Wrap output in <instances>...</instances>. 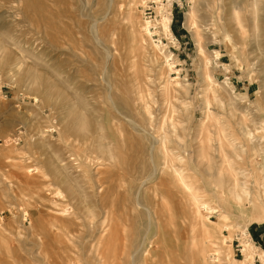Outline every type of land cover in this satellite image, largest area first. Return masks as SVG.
<instances>
[{
  "label": "rangeland",
  "instance_id": "rangeland-1",
  "mask_svg": "<svg viewBox=\"0 0 264 264\" xmlns=\"http://www.w3.org/2000/svg\"><path fill=\"white\" fill-rule=\"evenodd\" d=\"M242 3L0 0V264H129L132 240L146 235L151 255L141 264H191L186 240L190 229L181 219L185 215L179 210L185 209L173 202L179 192L169 176L159 172L154 183L142 188L140 199L150 212L136 210L133 204L131 193L140 182L136 178L151 171L146 142L133 126L145 123L153 133L173 121L185 137L182 127L189 123V136L180 149L184 152L191 142L189 158L194 161L198 148L193 138L208 98L215 115L205 124L212 125L214 116L222 115L234 132L244 125L251 133L250 146L256 148L242 155L246 159L236 160L263 179L264 0L256 38ZM233 10L244 21L241 32ZM162 16L171 17V38L162 34ZM146 18L156 25L151 36L144 29ZM194 20L198 28L192 26ZM213 21L226 24L234 35L232 45ZM168 54L172 70L165 63ZM208 69L212 80L202 74ZM211 86L218 87L221 106L213 100ZM141 96L145 100L139 104ZM147 109L150 119L144 114ZM188 116L191 121H184ZM209 163L205 159L201 169ZM249 178L259 192L260 182ZM91 211L95 217L89 222ZM207 215L217 220V212ZM236 237L242 248L252 242L248 230L217 229L218 262H211L213 246L200 264H238L235 259H243L244 252H235L231 241ZM254 245L260 254L252 263L264 264V251Z\"/></svg>",
  "mask_w": 264,
  "mask_h": 264
},
{
  "label": "bare ground",
  "instance_id": "bare-ground-1",
  "mask_svg": "<svg viewBox=\"0 0 264 264\" xmlns=\"http://www.w3.org/2000/svg\"><path fill=\"white\" fill-rule=\"evenodd\" d=\"M112 1L113 0H111V3H112ZM242 4L244 5L243 10H245V13L250 14V18L252 20L251 24H253V32L252 33H254L253 36L256 38L260 32L259 18H260V10L262 9L261 0H252V2L250 0H244V3H242ZM190 13H191V18L194 19V16H193L191 11H190ZM232 18L234 21H236V26H237L236 28L240 27V31H238V32H241V30L245 28V24H243L244 21L242 20L239 12H236L235 10H233ZM217 19L219 22L222 21L221 14L218 15ZM170 20H171L170 16H162L161 23H162V28H163L162 34H164V36H166V37L168 36L171 38L173 34H172L171 29H170ZM217 22L213 21L215 26H217L218 28L220 27V29H222V31H224L223 39L228 41L232 45L233 40H234V35H232L231 31L228 30L229 28L226 26L225 23L221 24L218 22L219 25L221 24V26H222V28H221V26H219ZM143 24H144V29H146L145 31H147L148 34L151 36V34H153V32H155V30L152 31L151 29L153 26H154L153 28H155L156 25L154 23H152V25H151V22H149V19H147V18H146V22L143 21ZM192 26L198 28L199 25H198L197 21L194 20L192 22ZM236 31L237 30H235V32ZM94 32L97 36H100V31H99L97 26L94 27ZM216 36L218 37V35H216ZM153 44L155 45L156 48H159L158 43L153 42ZM233 48H235V46H233ZM200 49H201V52L204 53L205 50L202 46H200ZM235 52H236V49H235ZM219 54L220 53L217 51V52H215L214 57H213L215 59V65L216 66L219 64L218 61L216 60V58L219 56ZM107 56H110V54ZM170 56H171L170 54L166 55L165 63L172 70L173 61H170V58H171ZM236 59H237V57H236ZM211 69H208L207 71L202 73L204 75V77L207 78V80H212ZM224 82H225V84L230 85V83L226 79ZM167 85H168V82H167ZM167 85H166L165 90L168 91L169 89H168ZM209 90L211 91V94L213 96V100L217 101L216 104L221 106L223 104V102H222V98H220L221 99L220 102L218 100L219 99L218 95H220V91H219L218 87L217 86H215V87L211 86ZM108 97H109L111 103L113 104V106L116 107V104L113 102V99H112L113 96L111 97L109 95ZM144 100L145 99L142 96H141V98L140 97L137 98V101L139 102V104H140V101H144ZM133 101H134V99H133ZM228 103L230 104V106L232 108H235V104H234L233 100H231V98L229 99ZM133 104H135V103L133 102ZM209 104H210V100L208 98H205L203 100V108L204 109L202 112L203 116L205 115V117L203 118V123L198 125V129H197V133H196L197 137L195 136L193 138V141H196V143H197L195 147L198 148V155L196 157V160H194V161L190 160V158H189V148H190V146H192L191 142L186 143L184 152H181V150H183V149H180L182 147V144H183L182 142L185 140V137L189 136V134H188L189 123L185 127L184 126L182 127L184 132H185L184 134H186L185 137L182 134H179V132H178L179 127L173 121L169 124L168 127L163 126V128H162V126H161L159 128V126H158V129H156L157 131L156 132L154 131L153 133L150 132L148 127L145 126V123H143L144 124L143 126L137 125L138 129H136L133 126L134 132H137L139 135H141L146 142L148 157H149L148 160H149L150 167H151V171L148 175H146L147 173L144 172L140 176V178H136V179H140V182L135 187L134 193H131V195L133 194V196H132L133 204H134L136 210L143 207V208H145L144 209L145 211L147 210V213L150 212L147 204L146 205L143 204L142 203V202H144L143 199H142V201L140 199L142 194H143L141 192L142 188L145 187L144 185L146 183H154L155 180L160 175V173H161V175L165 174V175L169 176L170 179L168 181H170L175 186V188H177L176 189V190H178L177 193L179 192V196L175 195L173 202H174V204L178 205L177 208L185 209V210H179V211H182L184 213L185 216H183L181 218L182 222L185 223V226L186 225L189 226V229H190V233H188L186 231L188 234H190V236L187 237L186 240L189 241V245L191 247V250H190L191 257H192L191 264H200V262L203 261L204 256L207 253V250L209 248H212L213 246H215V249H213L214 251L209 253V255L211 256V262H215V263L218 262V257L220 256V253L218 251L219 249H217V248L219 245H217L215 243V233H216L217 229H219V228L220 229H222V228L231 229L233 227H238L243 231V233H245V231L248 230V225L250 223H252V222H256V223L264 222V177L262 176L264 173L261 175L263 177V179L260 181V180H258L257 175H255L254 173L248 172L246 167H244L243 164L238 163V161L236 160L238 157L242 158L243 157L242 155L244 153L246 154V151L251 153V151L254 149L255 146L254 147L250 146L251 133L247 130V128L244 125L238 126L239 132H234V130L232 131L230 129L229 124L224 120L225 118L222 115L214 116V117H217L218 122L216 121L217 119L215 120V118H214V121H213L214 123L212 125H210L209 123H208L209 125L205 124L204 120H207L208 122H210L213 115H215L212 112V110L210 109ZM148 110L149 109H147V111L145 110V112H144V114L146 115V119L147 118L150 119V117H151V116L150 117L148 116L151 114V111L149 110L150 112H148ZM228 112L230 113V111H228ZM263 114H264V112H263ZM184 121L190 122L191 116L190 117L188 116L187 120H184ZM146 124H148V123H146ZM215 125L217 126V129L212 130L211 126L215 127ZM190 127H191V125H190ZM93 132L94 131H92V133ZM224 142H226L230 146V149H227L225 147ZM138 144H140V143H138ZM6 149H8V148H6ZM209 149H211L210 152H209ZM7 151L9 152V150H7ZM108 152H109V150H108ZM246 155H245V157H248ZM245 157H243V158H245ZM205 159L210 160V163H209V166L203 170V169H201L200 164ZM251 170H253V169H251ZM135 173H136V171H135ZM249 176H255V179L252 180V182H254V184H257L260 182L259 183V188H260L259 192L254 191L253 188L249 185V183L251 182L250 181L251 179L249 178ZM262 177H260V178H262ZM256 179L259 182H257ZM157 182H158V180H157ZM133 187L134 186L132 185V189H133ZM151 189H152V187H151ZM151 189H150V191H151ZM126 191H128V190H126ZM145 191L146 190H144V192ZM156 192L158 193V191H156ZM156 192H154V194ZM152 193H153V191H152ZM152 193H151V195H152ZM149 205H151V204H149ZM47 208L51 209L49 206ZM142 209H141V211H142ZM213 211L217 212V215H216L217 220L214 222L212 220H210L209 216L207 215V213H210ZM155 213L156 212H154V214ZM177 213H178V211H177ZM87 215H88L87 218L91 219V220L90 219H87V220H89V222H92V218L95 217V212L91 211ZM148 218H150V217H148ZM151 221H149V222H151ZM98 225H99V223H98ZM147 225H148V223H147ZM183 226H184V224H183ZM64 227H67V226H64ZM149 229H150V227L148 228V231L150 232ZM106 231L107 230L104 229V233H102V234L104 235L106 233ZM137 232H139V231H137ZM48 233L49 232L47 231V234ZM56 233H58V232L56 231ZM140 233H142V232H140ZM58 236H59V234H58ZM67 236H69V235L67 234ZM146 236H148V235H146ZM146 236L143 237L142 239H139V240L137 238L138 241L132 240L131 248L127 247V248H129L127 251L129 259H130L129 264H141L142 259L146 258V256L148 254H150L149 252H151V251L149 250V246H148L149 243L147 242L148 237H146ZM65 237H66V235H65ZM225 237L226 236H221L222 243L227 241L225 239ZM127 238H128V236H127ZM126 239H125V242L127 241ZM68 240H69V238H68ZM187 241L186 242L184 241V243L188 244ZM249 242L247 243V246L245 248L244 247L242 248V254L244 252V258L241 260L235 259V261L238 264L252 263L253 259H254V255L256 253L260 254L258 252V247L255 246L254 244H252V242H251V244H249ZM126 244L129 245V243H127V242H126ZM122 251H123V248H122ZM186 251H187V249H186ZM145 252H147V253H145ZM175 253H177V252H175ZM50 254H49V256H50ZM184 254H185V252H184ZM263 255H264V253H263ZM263 255H262V257H263ZM180 256H181V254H180ZM45 257H46V255H45ZM60 257H61V255H60ZM57 258H58V256H57ZM170 259H169V261H171ZM50 263L55 264L53 262H46V263L43 262V264H50ZM94 264H96V263H94ZM120 264H122V263L120 262Z\"/></svg>",
  "mask_w": 264,
  "mask_h": 264
},
{
  "label": "crops",
  "instance_id": "crops-1",
  "mask_svg": "<svg viewBox=\"0 0 264 264\" xmlns=\"http://www.w3.org/2000/svg\"><path fill=\"white\" fill-rule=\"evenodd\" d=\"M249 236L254 244H257L264 251V224H257L256 226H248ZM256 261H254L255 264Z\"/></svg>",
  "mask_w": 264,
  "mask_h": 264
},
{
  "label": "built area",
  "instance_id": "built-area-1",
  "mask_svg": "<svg viewBox=\"0 0 264 264\" xmlns=\"http://www.w3.org/2000/svg\"><path fill=\"white\" fill-rule=\"evenodd\" d=\"M239 236H240V234H239ZM239 239H240V237H236L235 239H233L231 241V243L233 244L235 242V245H234L235 246V249L234 250H235L236 253H239L242 256V246L239 243Z\"/></svg>",
  "mask_w": 264,
  "mask_h": 264
}]
</instances>
